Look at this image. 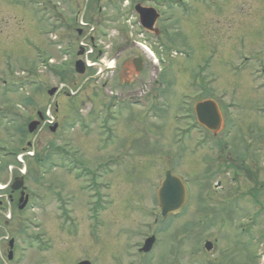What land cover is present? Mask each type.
Segmentation results:
<instances>
[{
  "label": "rangeland",
  "instance_id": "1",
  "mask_svg": "<svg viewBox=\"0 0 264 264\" xmlns=\"http://www.w3.org/2000/svg\"><path fill=\"white\" fill-rule=\"evenodd\" d=\"M206 98L218 133L195 118ZM263 158L264 0H0V264H264ZM25 167L20 209L4 186ZM168 170L191 185L174 217Z\"/></svg>",
  "mask_w": 264,
  "mask_h": 264
},
{
  "label": "water",
  "instance_id": "2",
  "mask_svg": "<svg viewBox=\"0 0 264 264\" xmlns=\"http://www.w3.org/2000/svg\"><path fill=\"white\" fill-rule=\"evenodd\" d=\"M136 10L140 16V22L142 26L148 30H154V25L157 22L160 14L154 7H144L140 4L136 6ZM81 54V53H79ZM141 65L138 64V69H140ZM86 69L85 63L82 60H78L76 62V70L80 73H84ZM57 88H52L49 90V94L53 95L56 92ZM196 111L198 118L201 123L207 126L209 129H213L218 131L222 118L219 113V110L214 101L208 100L204 102H199L196 105ZM41 118L42 115L40 114ZM40 124L39 120H34L29 124V131L33 132L36 130L37 126ZM56 129V127L54 128ZM13 191L19 190L21 188H25V179L23 176H19L15 178V181L12 184ZM158 199L161 208L163 209V214L168 215L170 213H177L181 210V208L186 204L188 199V191L185 183L182 179L172 174L171 172H167L159 190H158ZM24 191H22V197L20 201L22 202L20 208L23 209L27 203V197L24 200ZM155 241V237L147 238L143 248L141 249L144 252H149L153 246ZM14 241L11 240L10 246L13 247ZM208 250L213 248V243L208 241L205 244ZM13 252H10L9 258L11 259ZM79 264H91L89 261H82Z\"/></svg>",
  "mask_w": 264,
  "mask_h": 264
},
{
  "label": "flooded vegetation",
  "instance_id": "3",
  "mask_svg": "<svg viewBox=\"0 0 264 264\" xmlns=\"http://www.w3.org/2000/svg\"><path fill=\"white\" fill-rule=\"evenodd\" d=\"M160 34V33H159ZM147 35L151 36V37H155V36H160V35H155L153 33H147ZM149 36H147V38H149ZM156 38H159V37H156ZM134 44H137L139 45V42L138 41H135ZM132 63L134 64V68L138 71V64L140 63L141 67H140V71L143 70L144 68V61H143V58L140 56V55H137V56H134L132 58ZM220 183V182H219ZM260 208H263V205L260 206ZM104 211V210H103Z\"/></svg>",
  "mask_w": 264,
  "mask_h": 264
}]
</instances>
